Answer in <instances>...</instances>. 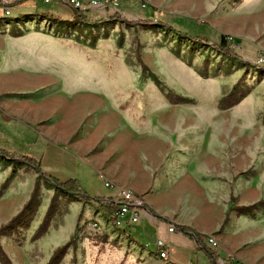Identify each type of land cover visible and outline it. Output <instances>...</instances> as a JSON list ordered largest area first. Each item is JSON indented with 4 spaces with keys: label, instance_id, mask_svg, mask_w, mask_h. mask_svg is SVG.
Here are the masks:
<instances>
[{
    "label": "rangeland",
    "instance_id": "1",
    "mask_svg": "<svg viewBox=\"0 0 264 264\" xmlns=\"http://www.w3.org/2000/svg\"><path fill=\"white\" fill-rule=\"evenodd\" d=\"M8 1L11 18L0 19V147L35 157L41 136L70 146L104 177L98 183L94 169L81 162L71 178L87 191L105 187L107 179L128 187L112 180L129 172L126 156L157 152L180 159L176 164L203 185L189 196L182 218L204 230L229 215L235 231L227 251L264 264V205L242 214L230 210L264 200V0H115L94 7L83 0L88 23L73 20L67 0ZM36 11L53 12L55 19ZM223 36L248 64L217 48ZM23 100L58 116L40 120L37 130L7 114ZM76 107L96 112L92 129L60 119ZM38 176L23 225L1 236L14 264H51L64 246L56 264H172L133 231L113 228L94 202L60 190L22 160L1 156L0 226L31 199Z\"/></svg>",
    "mask_w": 264,
    "mask_h": 264
},
{
    "label": "crops",
    "instance_id": "2",
    "mask_svg": "<svg viewBox=\"0 0 264 264\" xmlns=\"http://www.w3.org/2000/svg\"><path fill=\"white\" fill-rule=\"evenodd\" d=\"M29 1L20 3V6H26L25 4L29 3ZM50 13L54 14L53 12ZM4 91L6 90L4 89ZM31 102L23 100L20 105H13L14 108L9 109L7 114L32 124L37 130L40 129L38 125L40 120L50 123L58 116V113H53L51 108V110H47L48 107L43 109L37 108L35 103L33 104ZM77 107L60 112V119L67 121L73 118L78 122L82 121V129H92L98 120L97 115H95L96 112H80ZM1 126L0 124V130L2 128ZM75 128L81 127L77 126ZM2 139H5V136L0 134V141ZM36 146L38 149L35 157L44 161L47 171H57L62 177H76L77 169H80L81 166L79 164L86 162L97 173L95 177L98 183H100L99 181L104 183V177L100 175L99 168L89 160L80 156L79 152L70 146L62 143L49 144L42 136ZM180 161V159L175 157L165 160L163 154H158L157 152L146 153L143 156L132 154L126 156L124 161V168L129 170L127 175L119 179L120 181L112 180L130 187L146 199L148 208H145L141 214L140 222L134 227L132 232L135 238L146 240L151 243V247L154 249L156 240L159 238L164 239L172 247L168 259L172 264H197L194 258H198L201 264H212L211 257L202 249L195 238L192 235H185L178 228L179 225L194 228L182 218L180 211L183 208L188 209L190 207L189 196L191 194L196 193L199 189L203 191L202 183L191 174L188 167L186 165L176 164ZM88 192L93 196H108L114 194V190L106 186L97 187L95 191V187L91 185L88 188ZM3 217H7V215ZM0 218H2V215ZM224 219L225 215H221L212 226L204 230L194 228L202 234L214 233L216 235L220 245L218 249H213L204 238V243L219 255L216 264L257 263L259 260L257 257L227 251L224 244L228 242L230 236L234 235L235 227L232 224L233 222H230L231 224H227L222 229ZM170 225H175L176 231L169 232L168 227ZM137 228H139V234L135 232ZM229 241L231 243L229 246L233 250H236L239 245L235 238L232 237V240Z\"/></svg>",
    "mask_w": 264,
    "mask_h": 264
},
{
    "label": "trees",
    "instance_id": "3",
    "mask_svg": "<svg viewBox=\"0 0 264 264\" xmlns=\"http://www.w3.org/2000/svg\"><path fill=\"white\" fill-rule=\"evenodd\" d=\"M18 1L20 3H24V2H27L29 0H18ZM35 13H36V15L42 16L45 19H51V20L55 19L54 15L50 12L36 11ZM116 17L121 18L122 15L117 13ZM73 20L76 22H79V23L90 22V19L86 15V13H84L83 11H81L78 8L73 9ZM164 26L167 27V25H164ZM177 35L180 38H190V39H195L199 42H205V43L207 42V39L204 37H189L186 33H182V32H177ZM217 48L221 52H223L227 56H229L230 58L240 60L245 65L249 63L233 51L230 44H228L226 36L222 37V40L219 43V45H217ZM0 156L2 159H9V160L12 159L13 160V158H15V159L22 160V161L30 164L31 166H33L36 169L37 172H39L40 174H43L45 177H48V179L54 184L55 187L59 188L60 190L66 192V193L73 194L74 196L79 197L83 201L94 202L96 204V206H98V210L101 211L106 218L110 219L111 221H113L115 223L118 221V219L120 217V212H121V205L120 204L115 203L113 201V199L110 197L99 198V197H95V196L91 195L87 190H85L81 187V185L79 184V182L76 178L62 177V176L58 175L57 173L44 171L43 168H44L45 164H44V161L42 159H37L31 155L23 154L20 152L10 151V150L4 149L2 147H0ZM39 180H40V176H38L36 179V183H35V187H34L31 199L24 205L23 209L16 216H14L12 219H10L7 223L0 226V254H1V260L4 264H14V263L2 247L1 236L6 231L17 229L18 227L23 225V220L26 216V213L30 209L32 201H33V199L36 196V193L38 191ZM260 205H264V200L258 201L252 205H249V206H234L230 210H236L238 212V214H242L245 211H249V210H253L255 208H258V206H260ZM145 207L148 208L147 205ZM155 215L158 216L156 213H155ZM229 221H230V217H229V215H227L224 219L222 229L229 223ZM178 228H180V230H182V232L185 235H192L195 238V240L197 241V243L202 247V249H204L209 254V256L211 257L212 264H216V261L219 259V255L216 253L215 250L209 248L204 243V238L207 236L206 234H202L199 231H197L196 229L191 228L189 226H185V225H179ZM64 248H65V246L58 248L56 250V252L54 253V255L52 257L51 264L52 263L56 264L58 262L57 259H58L59 255L64 251Z\"/></svg>",
    "mask_w": 264,
    "mask_h": 264
},
{
    "label": "built area",
    "instance_id": "4",
    "mask_svg": "<svg viewBox=\"0 0 264 264\" xmlns=\"http://www.w3.org/2000/svg\"><path fill=\"white\" fill-rule=\"evenodd\" d=\"M45 3L50 2L51 0H43ZM68 3L73 8L83 9L84 3L83 0H67ZM115 0H90L91 7L99 6L100 4L103 6H106L108 4H111ZM11 3V2H10ZM10 3L8 0H0V19H9L12 15V9L10 6ZM231 37H227L228 44H230L231 47L235 48L234 45H232ZM264 62V61H262ZM105 186L108 188H112L114 190V194H112V199L115 203L121 205V212L120 217L118 221L115 223L113 221H108V223L118 230H120L122 233H127L130 235V233L133 231L134 227L138 225L140 222L141 214L145 210L146 199L143 195L135 192L133 189L117 185L110 180H105ZM128 216L125 220H122L121 217ZM97 224L95 223V226ZM169 232L176 231L175 225H170L168 227ZM206 242L213 248L218 249L219 248V241L217 237L213 234H208L205 237ZM171 245L166 242L164 239L159 238L156 240L155 243V249L158 252V256L162 259L168 260L170 251H171Z\"/></svg>",
    "mask_w": 264,
    "mask_h": 264
},
{
    "label": "bare ground",
    "instance_id": "5",
    "mask_svg": "<svg viewBox=\"0 0 264 264\" xmlns=\"http://www.w3.org/2000/svg\"><path fill=\"white\" fill-rule=\"evenodd\" d=\"M87 76V75H86ZM85 80V79H84ZM76 81V80H75ZM82 81H83V79H82ZM77 82V81H76ZM79 82V81H78Z\"/></svg>",
    "mask_w": 264,
    "mask_h": 264
}]
</instances>
